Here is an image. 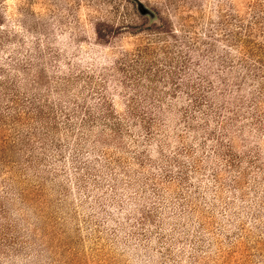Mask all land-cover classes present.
<instances>
[{"label": "rangeland", "instance_id": "1", "mask_svg": "<svg viewBox=\"0 0 264 264\" xmlns=\"http://www.w3.org/2000/svg\"><path fill=\"white\" fill-rule=\"evenodd\" d=\"M0 264H264V0H0Z\"/></svg>", "mask_w": 264, "mask_h": 264}]
</instances>
